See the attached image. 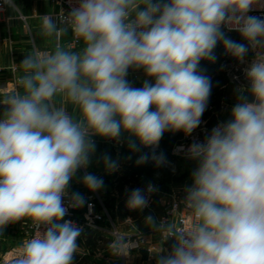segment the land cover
<instances>
[{
	"label": "clouds",
	"instance_id": "clouds-1",
	"mask_svg": "<svg viewBox=\"0 0 264 264\" xmlns=\"http://www.w3.org/2000/svg\"><path fill=\"white\" fill-rule=\"evenodd\" d=\"M68 2L40 18V38L55 46L33 40L14 63L13 89L0 95V234L19 222L32 232L9 264H75L84 229L66 217L88 201L72 182L93 193L104 187L88 171L94 138L119 143L126 134L129 150L152 149L137 164L168 166L155 149L166 132L188 137L203 123L213 82L201 62H214L218 45L243 82L229 118L178 149L195 164L181 188L191 222L149 213L144 223L168 244L155 264H264V15L250 14L264 12V0ZM130 70L143 72L142 86L128 80ZM100 161L108 172L119 166L107 153ZM157 191L151 183L132 189L127 207L143 211ZM108 248L115 256L131 250L122 236Z\"/></svg>",
	"mask_w": 264,
	"mask_h": 264
},
{
	"label": "crops",
	"instance_id": "crops-1",
	"mask_svg": "<svg viewBox=\"0 0 264 264\" xmlns=\"http://www.w3.org/2000/svg\"><path fill=\"white\" fill-rule=\"evenodd\" d=\"M13 2L16 6L15 8L7 4L6 10L0 13V66H9V65H13L14 63L19 64L25 53L31 50L33 40L35 41L36 45H38L42 49L43 48L51 49L55 46V41L42 40L38 32L41 16L47 14L48 12H51L55 8H53L47 0H13ZM20 15H24L26 20H23L20 17ZM79 47H73V48L76 49ZM215 55H216V60L213 62L214 67L210 71L208 70L206 75H208L211 78L212 82L213 81L221 82L219 86L220 96L215 101L213 100L212 95L210 96L208 108H207L208 113L210 115L204 116L202 118L203 123L192 134V136L199 139H203L206 132L209 131L219 121L228 119L227 117L228 115H224V114L228 113V111L231 109L232 105L234 104V100H235L234 92L233 90L228 89V82H227V78L229 76L232 77L233 65L229 61L231 57H229L225 53L224 48H217L215 51ZM133 72L134 71L132 70L129 71L128 80L135 87L142 86L144 75L143 76L141 75L142 77H138V75L133 74ZM6 74H8V72H6ZM4 77L6 78V75L4 74L3 71H0V88L1 87L3 88L6 84V82H3ZM219 113L221 114V116L218 115ZM96 138H97L96 140L97 151L94 156L96 158V161L93 157L92 160L95 163H91L90 167L88 168V171L99 177H101L102 175L104 176L107 175L106 177L110 178L109 182L111 183L108 186L110 190H108V192H105L103 195H101L103 198L104 196H106L107 194H111L112 192H113V196L118 198L119 191L117 189L116 178L125 171L128 165L130 166L134 164L136 165L139 153L143 154L145 148L141 147L140 151L129 150V148L127 147L129 138L127 137L126 134L121 138L119 143L116 141L104 140L99 137ZM183 138H186L183 132H175V136L173 137L172 142L176 143L178 140H181ZM117 144H122V146L125 145L124 151L122 149V154H119L120 155L119 157L118 154L115 155L116 150L117 152H120L116 147ZM113 151L114 153H112ZM105 153L109 154L110 156L112 155L111 157L114 160H117L118 163L122 161L125 162L124 164L125 168L119 172L106 171L102 161L98 162V158ZM126 153L129 156H123V154L125 155ZM73 182L76 181L74 180ZM105 184L104 187L101 190H99V193L100 191H104V189H106L107 183ZM141 187L142 185L140 186V188ZM124 188L129 189V184H126ZM86 190L87 189L85 188V192ZM116 201L119 203L118 199ZM0 237L4 238L7 236H0ZM165 245H163V247L167 249L168 245L166 247Z\"/></svg>",
	"mask_w": 264,
	"mask_h": 264
},
{
	"label": "built area",
	"instance_id": "built-area-1",
	"mask_svg": "<svg viewBox=\"0 0 264 264\" xmlns=\"http://www.w3.org/2000/svg\"><path fill=\"white\" fill-rule=\"evenodd\" d=\"M50 5L55 8L51 12H48L47 14L50 15H58L61 11V8H64L65 11L69 9V2L68 0H47ZM7 4L4 3V0H0V13L4 12L6 10ZM57 7V8H56ZM252 15H264V12L261 11H253L250 13ZM20 17L23 20L25 19L24 15H20ZM64 44H71L72 47H79L80 45L75 44L69 39H65L63 41ZM0 71H3L6 75V78L4 77L3 82H6L5 86L0 88V95L4 94L5 92L11 91L14 87V81L16 77L19 75L17 70H14V64L9 66H0ZM8 72V74H6ZM141 71H134L133 74H138ZM142 73V72H141ZM194 136H188V138H183L181 140H178L176 143H174L171 153L173 155H184L183 152H179L178 149L181 146L187 147L188 144L191 143L192 138ZM97 140V138H94ZM116 147L120 152H115V155L122 154V149L124 151V146L122 144H117ZM114 153V151L112 152ZM111 153V154H112ZM125 153V152H124ZM112 156V155H111ZM124 156V154H123ZM122 156V157H123ZM125 162H119L118 168L114 170L115 172H119L123 170ZM144 176L139 174V180L142 181V187L141 189H146L147 185L149 183L155 185L158 188V191L151 194L149 197V207L144 209L145 212L143 218H145L146 215L151 213L153 216H155L158 220H164L167 223H175L176 225L181 224H188L191 222V215L188 209H186L182 202H181V196L182 192H177L173 188H170V190H161L158 186V180L153 179H144ZM73 186V187H72ZM71 191H79L81 192L86 198L88 203L85 204L84 207L79 209H69V215L66 217V219H71L78 225L82 226L84 231L82 234L87 232L88 230H98L102 232H112L115 235V238L117 236H122L125 238V240L130 242V249H138L141 247V242L145 243V247L149 251V258L152 257L153 252L157 250V244L153 241V235L156 234V237L158 238L159 243L165 245V242L161 238V234L158 231H153L151 228H148L147 233L149 236L148 238H129L126 236L125 233H122L119 231L117 224L115 223V220L113 216L110 214L108 205L105 202L104 198L101 196L99 191L93 193L86 190L85 187L77 182H72L71 185ZM89 204L91 207H89ZM128 220L131 221L132 217H128ZM111 225V228L110 226ZM9 232L8 234H0V236H7V238H11L9 241V247L5 251L4 255L1 258L0 264H9L11 259V254L18 250L20 245L23 241L29 238V236L32 234L31 228L24 224V222H19L13 225H9ZM147 240V241H145ZM167 245H165L166 247ZM168 248V246H167ZM124 261L126 262V252L122 255Z\"/></svg>",
	"mask_w": 264,
	"mask_h": 264
},
{
	"label": "rangeland",
	"instance_id": "rangeland-1",
	"mask_svg": "<svg viewBox=\"0 0 264 264\" xmlns=\"http://www.w3.org/2000/svg\"><path fill=\"white\" fill-rule=\"evenodd\" d=\"M249 58H251V54ZM141 72L137 74L138 77H142L144 75L143 72ZM220 83V81H213V90L211 95L214 101L220 96ZM229 114L230 110L224 115H228L227 117L229 118ZM209 115L210 114L208 113L207 109L204 113V116ZM218 115L221 116L220 113ZM163 141H166L168 144L164 155L170 164L168 166L156 167L152 161L148 164L144 163L139 169L140 174L144 176V179H142L143 182L146 179L158 180V186L161 190L168 191L170 188H173L175 191L180 192L182 186L185 183L190 182L188 178L190 176L191 170L195 167V164L194 162L187 160L184 155H173L171 153L174 143L169 137H164ZM123 146L125 148V145ZM124 156L129 155L126 153ZM94 159L96 161L95 157ZM92 163L95 162L92 160ZM106 176H101L104 180V184L107 183L106 189H104V191H100L101 195L110 190L108 187L111 183L109 182L110 178ZM117 199V197L113 196V192L107 196H104V200L108 205L109 212L114 217L119 231L125 233L126 236L132 239L135 237L140 239L141 237L148 238L147 236L149 235L147 230L149 227L144 223L143 218L145 212L137 211L134 215H131L127 212L132 209H129L127 206L120 208L119 203L116 201ZM128 217H132V220L129 221ZM109 226L111 228V225ZM10 239L11 238L0 237V261L5 251L9 247L8 243ZM114 239L115 235L112 232H102L95 229L88 230L82 234L78 240L81 252L76 255L75 264H155L154 255L156 254V250L153 252L152 257L148 258L147 260L142 258L137 249L126 251V262L124 261L122 255H113L109 250L108 245ZM153 241L156 242L157 249L164 248L161 243L157 242L158 238L156 237V234L153 235ZM141 244V247H145V243L141 242Z\"/></svg>",
	"mask_w": 264,
	"mask_h": 264
},
{
	"label": "trees",
	"instance_id": "trees-1",
	"mask_svg": "<svg viewBox=\"0 0 264 264\" xmlns=\"http://www.w3.org/2000/svg\"><path fill=\"white\" fill-rule=\"evenodd\" d=\"M226 34L228 35V37H230L231 39L233 40H236V41H241V37L239 35L238 32L236 31H230V32H226ZM243 42V41H241ZM217 48H223L222 45H218L216 47ZM216 49L214 50V53L216 51ZM229 61L232 63L233 67H232V77L229 76L227 78V82H228V89L229 90H233L234 92V87L237 83H242L243 82V77H242V72H241V66L237 65V63L232 59L230 58ZM235 63V64H233ZM214 67V63L211 62V61H202V65H201V68L204 70L205 74H207L208 70L210 71L212 68ZM233 77H240V80L237 81L235 80ZM169 137L170 140H173V137L175 136V133L173 132H166L163 136V138L161 139L162 141L159 142V146L155 149L156 153L157 154H160V153H163L165 152L166 148H167V142L163 141L164 140V137ZM152 149L151 148H145L144 149V153L145 152H148V153H151ZM142 154L139 153V156L137 158V160L139 159V157L141 156ZM151 162V161H149ZM147 162V164L149 163ZM142 164H137L136 165H128V167L125 169V171L119 175L117 178H116V181H117V189L119 191V195H118V201H119V206L120 208H123V207H126L127 204H126V201L128 199V193L134 189V188H137L142 185V181L140 182L139 181V174H140V167H141ZM126 184H129V189H125L124 186ZM109 195V194H107ZM106 195V196H107ZM110 201V200H109ZM135 212H137L136 210H129L127 213L131 214V215H134Z\"/></svg>",
	"mask_w": 264,
	"mask_h": 264
},
{
	"label": "water",
	"instance_id": "water-1",
	"mask_svg": "<svg viewBox=\"0 0 264 264\" xmlns=\"http://www.w3.org/2000/svg\"><path fill=\"white\" fill-rule=\"evenodd\" d=\"M8 232H9V227H7V228L3 231L2 234H8ZM166 245H168V244L166 243ZM138 251H139V253L141 254V256H142L144 259L147 260V259L149 258V251H148L147 248L140 247V248L138 249Z\"/></svg>",
	"mask_w": 264,
	"mask_h": 264
}]
</instances>
